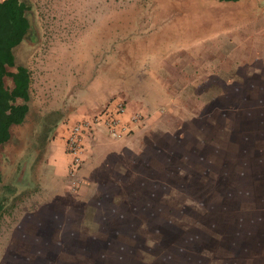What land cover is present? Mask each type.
Instances as JSON below:
<instances>
[{
  "label": "crops",
  "instance_id": "0c3cea01",
  "mask_svg": "<svg viewBox=\"0 0 264 264\" xmlns=\"http://www.w3.org/2000/svg\"><path fill=\"white\" fill-rule=\"evenodd\" d=\"M211 14L182 15L187 34H172L170 28L173 37H164L161 49L155 44L154 50L139 49L142 64L148 57L155 62L149 70L139 64L131 70L128 61L119 74L106 71L103 95L88 94L75 104L66 98L35 114L30 102L28 118L12 127L0 152L10 165L0 189L5 200L0 264L24 255L42 264H264V141L237 140L242 128L257 137L256 121L242 126L246 110L237 105L210 107L203 92L214 83L203 88L206 80L187 78L198 71L193 69L198 57L197 66L210 63L207 41L220 32L235 35L237 22L210 23ZM192 15L202 17L193 24L201 32L191 30ZM159 67L170 68L171 76L180 73L183 80L168 85ZM222 84L221 94L243 99L236 77ZM182 91L205 99L206 106L184 113ZM114 100L125 101V122L137 112L144 121L122 139L109 135L103 124L94 125L85 135L83 182L73 188L66 152L72 123L100 114ZM173 115L182 120H169ZM24 131L32 133V140H25ZM6 212L12 218L8 224L1 220Z\"/></svg>",
  "mask_w": 264,
  "mask_h": 264
},
{
  "label": "rangeland",
  "instance_id": "374dc122",
  "mask_svg": "<svg viewBox=\"0 0 264 264\" xmlns=\"http://www.w3.org/2000/svg\"><path fill=\"white\" fill-rule=\"evenodd\" d=\"M21 1L28 6L26 17L31 27L21 43L15 47L14 54L17 63L27 65L32 71L31 105L34 114L36 111L51 110L61 105L66 98L67 102L74 103L77 100L83 101L88 94L103 95L106 83L101 81V76L108 70L119 74L124 69L125 62H132L131 65L134 67L131 70L137 69L138 64L149 70L151 63L155 62H151L148 57L142 64V60L139 61L137 57L139 49L154 50V44L161 49V45L166 40L164 37H168L169 34L171 37L175 32L178 35H183L184 32L187 34L186 30L189 29H184L181 25L185 23L182 21L185 18L180 20L182 15L210 12L213 15L210 23L237 22L236 30L233 32L235 35L228 37L220 32V35L216 34L215 38L207 41L210 47V63L202 62L205 67L197 66L201 62V57H198L193 67L198 71L195 73L192 70L187 78L202 82L206 80L202 85L203 88L207 87L205 83L208 81L214 83L209 86V90L203 92L204 97L206 94L210 97L211 101L208 103L210 107L237 105V108L246 110L240 117L242 126L251 123V118L255 119L256 122L252 124H257L258 136H253L256 131L242 128L243 131L237 132L239 142L247 144L254 139L264 141V0ZM192 17L195 19L190 21L192 24H188L192 27L195 26L193 24L199 25L202 17L195 15ZM196 27L197 25L191 29L194 33L200 31ZM170 28L172 34L169 32ZM218 55L221 58L217 59ZM212 61L216 64H212ZM235 64L241 66H234ZM9 70L14 69L9 68ZM157 71L168 85L170 81L179 82L184 77L181 79L180 73L171 76L170 68L168 70L161 67L160 70L159 67ZM199 71L201 74L198 73ZM233 77L242 83V90L238 91L237 95L243 96V99H230L232 93L221 94L223 81ZM7 79L10 81V78ZM221 95L228 98L213 99L214 96ZM251 95L257 98L250 99ZM179 98L186 106L182 107L185 109L184 113L197 106H206L205 99H197L194 93L182 91L179 93ZM98 115L99 113L92 118L81 120H92ZM180 116H168V119L180 121L182 120ZM221 118L228 119L226 116ZM77 121L80 120L74 121L72 125ZM48 134L50 135L51 131H48ZM23 136L25 140H32V133L24 131ZM2 157H0V165L7 177L10 165L3 163ZM259 198L256 197V200ZM261 201L263 202V199ZM11 219V213L6 212L1 220L8 224ZM4 234L5 229L1 227L0 237ZM32 258L31 255H24L13 264H42L41 260ZM49 262L57 263L47 260L44 264ZM67 264L73 263L67 262Z\"/></svg>",
  "mask_w": 264,
  "mask_h": 264
},
{
  "label": "trees",
  "instance_id": "16d2710c",
  "mask_svg": "<svg viewBox=\"0 0 264 264\" xmlns=\"http://www.w3.org/2000/svg\"><path fill=\"white\" fill-rule=\"evenodd\" d=\"M27 10L28 6L21 0L0 1V150L10 141L12 127L23 124L30 113L32 71L27 65L17 63L14 54L31 27ZM3 187L0 165V189ZM4 202L0 197V217Z\"/></svg>",
  "mask_w": 264,
  "mask_h": 264
},
{
  "label": "built area",
  "instance_id": "2783aa9c",
  "mask_svg": "<svg viewBox=\"0 0 264 264\" xmlns=\"http://www.w3.org/2000/svg\"><path fill=\"white\" fill-rule=\"evenodd\" d=\"M112 103L106 106L96 118L77 121L69 130L66 152L70 156L68 179L73 188L79 187L83 182L80 173L84 161L85 135L94 125L101 123L109 135L115 139H122L131 133L133 125H139L144 121L141 114L133 113L130 116V121L125 122L123 117L127 110L125 101L114 100Z\"/></svg>",
  "mask_w": 264,
  "mask_h": 264
}]
</instances>
